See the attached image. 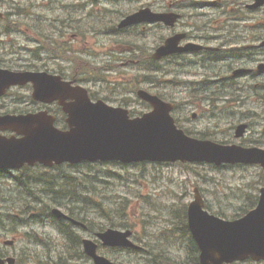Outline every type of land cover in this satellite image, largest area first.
Returning a JSON list of instances; mask_svg holds the SVG:
<instances>
[{"label": "rangeland", "instance_id": "374dc122", "mask_svg": "<svg viewBox=\"0 0 264 264\" xmlns=\"http://www.w3.org/2000/svg\"><path fill=\"white\" fill-rule=\"evenodd\" d=\"M17 1L20 2V7L23 10L26 9V2L29 4V12L32 14L28 18L33 19L30 23L47 28L51 22L46 21L44 18L55 19L58 17L65 20L66 14L69 13L72 15L70 19L78 21V18L86 16L91 11L98 12L97 15L103 18V20H100L103 25L115 26L122 17L121 14L143 6L152 7L154 10H165L176 0H132L129 2L119 0L108 3V7L103 5L92 7V4L88 3L84 5V0ZM251 2L252 0H181V4L196 3L201 6L197 7L194 4L190 9L179 8L185 16L182 18L179 27H177V31H187L189 41L210 46L222 45L225 49L215 56V59L208 60L210 62L206 61L203 65L186 63L185 66L180 67L173 60H169V76L162 70H155V74H151V85L144 82L147 73L140 70L139 65L135 63L133 66H125L126 60L122 53L125 48L131 47V43L140 44L141 56H145L146 60L149 61L154 47L159 43L161 44L170 35V29L165 31L150 29L142 35L143 41L139 42L134 37L128 36L129 34L135 35V30L117 35L116 32L103 34L102 31H98L99 33L94 35L91 32V28L95 25V21H93L91 23L93 26L89 28L88 34L84 32L81 40L71 42L73 48L78 50L76 66L81 69L84 78L89 77L90 70H94L96 76L104 75L108 77L111 83L100 82L101 84H96L88 81L84 83L91 91L97 92L98 90L100 97L111 98L109 104L125 107L131 112L134 111L135 116H140L151 109L147 103L142 102L137 97V88L150 89L152 93L160 94L168 100L181 102L179 108L174 111L173 116L178 117L185 128L198 133L206 132L209 134L208 138L224 141L225 143L264 148V71L258 72L256 77L248 75L231 76L232 70L236 68H255L258 64L264 63V48L251 54L246 52L245 49L242 50V47L252 43V39L257 37L258 34L264 40V7L256 11H249L246 5ZM212 3L219 6L214 7L215 5H212ZM181 4L178 2L177 6ZM223 4H227L226 11H220L219 9ZM227 11L242 16L231 18L229 15L231 13ZM223 12L227 14H222ZM244 15H247L248 18ZM87 20L82 17V22ZM95 20L99 23L97 18ZM72 33H75L74 29H70L69 34ZM31 39L33 41L29 42V47L33 49L35 46L33 34ZM260 40L258 39L257 43ZM58 42L62 43V40L58 38ZM81 44L84 45V57L90 62H86L79 56L78 52L82 48ZM236 46H241V50L233 55L232 52ZM16 56L17 62H19L18 67L29 63L25 60L29 57V53H26V51ZM45 58L46 53L42 51L40 59L33 57V62L40 65L46 62ZM47 60L51 63L49 67L54 64L52 61H56L49 55ZM174 74L175 78L172 77ZM133 75H136V77L132 78ZM170 79L174 81H170ZM165 81L167 82L165 83ZM218 90L225 92H218ZM233 99L238 102H234ZM7 105L13 108L15 103L10 102ZM241 123H248L249 129L243 138L237 139L235 137V127ZM194 167L187 169L174 163L157 165L155 168L146 165L142 168V172L137 165H109L92 168L91 171L86 168L83 170L93 174L94 187L95 189L97 187L95 192L110 196L109 200L111 202L118 200L117 198L120 196L134 197L140 195L134 200L137 202V207L144 205L145 218L148 223H151L150 226L165 224L168 219L175 220L174 215L169 214L170 210L173 206L182 208L184 204H188L193 198L195 187H198L204 193L205 199L213 207L219 208L222 206L229 209V211H235L238 205L248 198L246 194L258 195L259 188L264 185V174H261L262 169L260 166L234 165L212 168L211 165L202 164ZM71 170L73 171V169ZM194 170H197V172ZM35 186L39 189L42 184H36ZM89 186L92 187V185ZM11 189H13V182L0 177V193L3 194L1 190ZM146 196H150L148 203H146L148 201ZM16 197H12L14 206L18 203ZM0 198V211H8L1 208V204H4V198L3 196H0ZM78 201L76 202L83 205L84 208L86 204H81ZM76 209L77 212L79 211L78 213L83 212L78 210L79 208ZM157 210L159 216L156 215ZM4 219L13 222L12 218L7 219L4 217ZM133 220L139 225L142 224L140 215L135 216ZM44 221L46 223L33 220L32 226L27 224V227L11 228L10 226L11 230L9 232L2 231L0 228L1 233H5L4 236H0V242L14 238L16 244L13 247H8L11 253L17 255L22 250L26 253L40 251L42 253L40 259L44 261L42 264H50V260L53 258L58 259V263H61L55 245L62 238L50 224L49 219L44 218ZM30 222L31 220L28 223ZM138 231L141 232L142 230L138 228ZM35 234H41L43 238L51 239L52 242L47 240L46 247L42 245L39 247L36 245L37 241H33V235ZM170 239L169 242L161 240L162 249L166 247L169 250H174L178 253L177 257L179 259H185L186 245L184 240L181 239L184 242L182 243L180 240ZM26 255L29 257V254ZM24 258L26 257L24 256ZM22 264L35 263L30 261L25 263L23 261Z\"/></svg>", "mask_w": 264, "mask_h": 264}, {"label": "water", "instance_id": "95a60500", "mask_svg": "<svg viewBox=\"0 0 264 264\" xmlns=\"http://www.w3.org/2000/svg\"><path fill=\"white\" fill-rule=\"evenodd\" d=\"M264 5V0H256L251 5L257 8ZM178 15H153L149 10L134 14L123 21L121 26L142 20L164 21L173 26ZM184 35L167 39L157 49L156 58L179 51L178 43ZM15 74L0 70V86L6 83L16 84L33 79L38 84V96L45 95V89L53 85L47 74ZM50 77V76H49ZM22 78V79H20ZM20 79V81H19ZM52 80V79H51ZM139 95L148 100L154 111L142 118L130 120L128 111L112 108L102 101L92 103L86 93H78L76 102L66 106L69 113L71 130L67 132L52 131L48 127L28 129L26 123L17 129L26 134L20 141L0 140V167H14L22 160L45 161L55 159L57 162L82 160H121L131 162L151 159L156 161H207L221 164L223 162H261L264 165V150L259 148H241L237 145L223 146L210 140H197L188 137L175 125L170 116L172 104L166 103L147 91ZM0 123L15 124L13 118L4 116ZM25 121L26 118H17ZM246 125L238 127L236 136L245 132ZM204 202L198 190L195 201L189 206V224L203 253V264H224L235 259L252 256L264 258V188L258 207L246 217L236 221H223L203 210ZM130 233L109 230L99 234L105 245L124 244ZM87 252L96 264H113L105 257L96 254L94 242L85 240ZM14 264L13 259H7ZM4 261L0 260V264Z\"/></svg>", "mask_w": 264, "mask_h": 264}, {"label": "flooded vegetation", "instance_id": "af4514ba", "mask_svg": "<svg viewBox=\"0 0 264 264\" xmlns=\"http://www.w3.org/2000/svg\"><path fill=\"white\" fill-rule=\"evenodd\" d=\"M6 2H7V0H0V9H2V7H5L6 9L9 10L8 4ZM5 12L7 14V19L1 21V23H0V30L3 27H7L5 25L6 24V21L8 19H10V18H13V16H14V13L11 12V11H5ZM5 17H6V15H5ZM27 17H28V15L26 16V19H27ZM12 26H13L12 27V30H15V26H18V22L12 21ZM26 27H27V30L29 31L30 29H32L33 25L32 24H29L28 22H26ZM246 47L247 48L249 47V49H251V50H258V49H253L252 45L251 46L247 45ZM43 109H46V108L43 107ZM46 110L53 111L51 109H46ZM54 115H55V118H56L57 126H60L61 128L64 127L65 117H64L63 112H61V110L57 106H55V108H54Z\"/></svg>", "mask_w": 264, "mask_h": 264}, {"label": "bare ground", "instance_id": "6f19581e", "mask_svg": "<svg viewBox=\"0 0 264 264\" xmlns=\"http://www.w3.org/2000/svg\"><path fill=\"white\" fill-rule=\"evenodd\" d=\"M259 35V34H258ZM254 38V37H253ZM249 45V44H248ZM247 46V45H246ZM246 46H244V47H242V50L243 49H245L246 50V52H248V53H254V52H256L257 50H251V49H248ZM224 49H225V47L224 46H216V47H214V49H212L210 52H209V56L207 57V59H206V61L207 62H210V61H208V60H213V59H215V56H217V55H219L222 51H224ZM232 50V49H231ZM241 49H239V51H240ZM260 49L258 48V51H259ZM227 51V50H226ZM226 53V52H225ZM237 53V52H236ZM240 53V52H239ZM247 53V54H248ZM230 54V53H229ZM241 54V53H240ZM225 55V54H224ZM231 55V54H230ZM235 55V54H234ZM253 55V54H252ZM227 57V56H226ZM238 57V56H237ZM246 57H248V56H246ZM246 57H245V59H246ZM250 57V56H249ZM222 58V57H221ZM229 58V57H228ZM234 58H235V56H234ZM231 59H233L232 57H231ZM222 60V59H221ZM224 60H226V59H224ZM239 60H241V59H239ZM244 60V59H243ZM205 61V62H206ZM216 61V60H215ZM232 61V60H231ZM248 61V60H247ZM237 62V61H236ZM239 62V61H238ZM230 65V64H229ZM258 66H264V63H260V64H258ZM256 75L257 74H253V75H251L252 77H256ZM230 78H231V76H230ZM233 79V78H232ZM179 108V107H178ZM38 186V185H37ZM58 196V195H57ZM78 202H80L81 204H85L84 202H82L81 200H79ZM77 202H75V208H79L78 210H82L83 211V205H80V204H76ZM79 212V211H78ZM81 214V212L80 213H78V215H80ZM8 256V253L7 254H0V260L1 261H4V258H6Z\"/></svg>", "mask_w": 264, "mask_h": 264}, {"label": "trees", "instance_id": "16d2710c", "mask_svg": "<svg viewBox=\"0 0 264 264\" xmlns=\"http://www.w3.org/2000/svg\"><path fill=\"white\" fill-rule=\"evenodd\" d=\"M203 134V133H202ZM52 187L54 188V185H52ZM53 191H54V189H52ZM58 194H56V196H57ZM57 197H60L59 195L57 196ZM253 204H254V202L251 200L250 201V203H248V205H246V207H242V212H240V213H235V214H233V216L234 217H237V216H240V215H242L244 212H246L251 206H253ZM178 213H177V216H178V218H179V222H185V219L183 218V219H181V217H179L180 215H183V216H185V214L183 213V214H181V212L180 211H177ZM180 214V215H179ZM219 215H222V216H227V213L225 212V211H220L219 213H218ZM13 219H15L14 217H13ZM22 221V220H21ZM112 225H114V223H112ZM193 252L195 253V257L197 256V247L194 245L193 246ZM264 264V263H263Z\"/></svg>", "mask_w": 264, "mask_h": 264}]
</instances>
